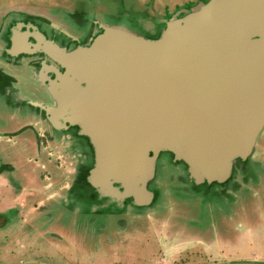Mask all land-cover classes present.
Listing matches in <instances>:
<instances>
[{
    "label": "water",
    "instance_id": "95a60500",
    "mask_svg": "<svg viewBox=\"0 0 264 264\" xmlns=\"http://www.w3.org/2000/svg\"><path fill=\"white\" fill-rule=\"evenodd\" d=\"M32 36L15 32L8 53L39 49L64 68L47 79L50 119L89 137L92 186L119 201H151L163 150L193 183L225 181L264 128V0H207L156 38L102 26L88 45L66 50Z\"/></svg>",
    "mask_w": 264,
    "mask_h": 264
},
{
    "label": "rangeland",
    "instance_id": "374dc122",
    "mask_svg": "<svg viewBox=\"0 0 264 264\" xmlns=\"http://www.w3.org/2000/svg\"><path fill=\"white\" fill-rule=\"evenodd\" d=\"M25 1L73 32L78 31L79 21L74 18L78 9L85 23L91 17L110 24H127L131 18L147 23L151 18H170L196 3L71 0L72 8H68L73 9L72 13L58 7L65 0H0V4L10 8ZM47 1L52 7L58 6L45 9ZM15 72L22 96L47 100L41 85L26 70L15 68ZM0 110L7 118V101H0ZM29 119L28 113L22 114L18 123ZM32 133L24 130L19 142L1 153L18 164L20 170L14 178L22 187L13 189L0 177V210L21 200L23 206L17 214L13 210L1 216L0 262L37 257L53 264H264V128L251 154L236 160L233 175L208 186L194 188L187 184L189 177L180 178L181 169L169 161L170 154H163L155 163L150 189L147 187L153 198L157 192V200L140 205L131 196L119 201L92 186L94 149L90 140L73 146L56 139L50 144L40 139L35 149L34 142L26 139ZM45 150L50 159L45 158ZM33 153L44 160V170L24 160ZM65 182L68 186L62 185ZM42 183L50 187L44 189ZM39 200L44 208L34 209L35 204L41 205ZM8 221L12 223L7 232L4 226Z\"/></svg>",
    "mask_w": 264,
    "mask_h": 264
},
{
    "label": "flooded vegetation",
    "instance_id": "af4514ba",
    "mask_svg": "<svg viewBox=\"0 0 264 264\" xmlns=\"http://www.w3.org/2000/svg\"><path fill=\"white\" fill-rule=\"evenodd\" d=\"M196 3L195 5L187 8V10L176 13L174 16H171L170 18H163V17H157V18H151L150 21L147 23H141L138 21H135L134 19H128L127 24H122V23H104L102 21H99L98 18L96 17H91L89 20V23L82 22L84 20V17L81 15V11L75 10V16L74 17L76 20L78 19V31L73 32L72 30L68 29L65 24L61 21H57L55 17H51L50 15H47L46 13L40 14L38 12H35V14H27V17H25L24 21H30L33 26H35V30L31 29L32 35L34 34H42L45 36L47 39L52 40L56 44H58L61 47H64L66 50H71L75 48L76 46L79 45H88L92 39L99 34L102 31V26H112V27H119L122 28L126 31L132 32L134 34L148 37V38H156L159 36L160 32L163 30V28L166 25V22L175 19V18H182L184 17L187 13L197 9L200 5L205 3L207 0H194ZM73 4V3H72ZM49 8V7H48ZM45 7V9H48ZM61 9H65L67 11L70 10V13H72L73 9L70 8H64V7H59ZM72 8V5H71ZM48 13V12H47ZM69 14V13H68ZM72 15V14H70ZM29 36L28 40L31 42H35V39H33V36ZM12 37L13 35L10 33L7 38H5V42L8 45L12 44ZM2 57L0 58V62L3 64V66L0 65V91L2 92H11L13 93L15 89V84L17 82L16 78V73L15 75H12L7 72L9 68H16V69H21V68H26V69H34L36 72L35 75V81L38 82V84L41 85L42 89L44 90L45 93V98L47 100H40L42 103V107H38L39 109H36V111L33 112V117L35 119L33 125H28L26 128H31L35 132L37 127L39 128L40 132L37 131L38 137H40L43 141H54L56 139L57 142L59 143H66L68 142L70 145H75L78 144L79 142H88L89 137L86 136L85 134L80 133V127L77 124H71L65 120H62L61 118L58 119H50L51 114L50 110L52 109V105L54 106V101L51 99V96L49 92L46 89V83L47 79H52L54 78V69L63 71L64 68L53 61L48 55L40 51L39 49H36L35 51L30 52L29 54H22L18 53L15 55L14 58L11 59V61H4L1 60ZM5 63H3V62ZM5 66V67H4ZM48 111V113H47ZM22 128V127H21ZM21 130L18 131H5L1 132V136L5 137H14L17 136V134L20 133ZM163 154H170L171 159L169 158V161H172L175 163L179 169H181V175L179 176L180 178H188V173L186 170V164L181 161V160H175L173 157V154L170 151H159L158 154L156 155L155 158V163L159 161V159L162 157ZM78 155H76L77 158ZM92 156V160H93ZM235 163L236 160L234 161L232 165V171L231 175H233L234 170H235ZM156 170V169H155ZM155 175V173H154ZM153 175V176H154ZM184 178V179H185ZM153 179V178H152ZM189 179V178H188ZM186 180L187 184H190V179ZM151 181V180H150ZM149 181V182H150ZM149 182L147 184V187L149 188ZM200 184H195L193 183L194 188L200 186ZM210 184V183H208ZM150 189V188H149ZM153 193V192H152ZM153 202V197L152 200L149 204H152ZM36 207L42 209L44 208V205H37L35 204ZM97 213V212H96ZM1 217V216H0ZM0 219H3L1 217ZM11 252L14 250L11 248H8ZM9 252V251H8ZM10 252V253H11ZM0 256V260H1ZM25 261H39L47 264H53L50 262H47L45 260H18L15 263H9V262H0V264H19Z\"/></svg>",
    "mask_w": 264,
    "mask_h": 264
},
{
    "label": "crops",
    "instance_id": "0c3cea01",
    "mask_svg": "<svg viewBox=\"0 0 264 264\" xmlns=\"http://www.w3.org/2000/svg\"><path fill=\"white\" fill-rule=\"evenodd\" d=\"M27 2H29V1H25L23 3H19L18 2V4H15V5L11 6L10 8L3 7L0 4V58L2 57L1 60L11 61V59L14 58L15 55L18 54L17 53L15 55H12V54L8 53V49L10 48L11 45H8L5 42L6 41L5 38H7V36L10 33L12 35L15 34V32L18 33V34L19 33H24V34L26 33L28 37L31 36V34H32L31 33V29L32 30H34V29H33V24H31L30 21H28V22L24 21L25 17H27V14L28 15L35 14V12H38L40 14L41 13L42 14L45 13V12H42V11H36V7L31 6L30 4L27 5ZM55 3H56V1H55ZM61 5H63L64 8L71 7V0H65V3L61 4ZM61 5H59V6L56 5V6L52 7L51 5H49V2H48V4L47 3L45 4V7H47V8L49 7V8L54 9L57 6L58 7H62ZM38 10H39V8H38ZM19 53H22V52H19ZM22 54H24V53H22ZM27 54H29V53H27ZM3 63H5V62H3ZM0 65L3 66V64L1 62H0ZM21 69L26 70L29 73V76L32 78V80L35 81L34 77L36 75V72L34 71V69H26V68H21ZM7 72L12 74V75H15V73H16L15 72V68L14 69L13 68H9L7 70ZM16 78H17V82L14 85L16 90L13 93L0 91V101H7L8 109H9V115L7 116V118L6 117L3 118V114L1 113V110H0V134L1 135H2L1 132H5V131H10L11 132V131L21 130L20 133H23L24 130L33 131V129H31V128L30 129L26 128L27 126H25V125L26 124H28V125H33L34 124L35 119L33 117V112L36 111V109H39L38 107H42V103L40 102L39 99H31V98L22 96L20 94L19 86H18L19 78L17 76H16ZM27 113L31 117V119L25 121L24 123H22V122L18 123L20 115L22 116V114L25 115ZM47 113H48V111H47ZM39 132H40V130H39ZM19 134H17V136H14V137L13 136L12 137H9V136L5 137V136H1L0 135V169H1L0 170V177L5 178L4 180H8L9 183H10V186H12L13 189H15V186H17L20 189L22 187L20 181L17 178H14L17 175L16 171L17 170L19 171L20 169H18V167H19L18 164L15 161H12L14 158H12V157L4 158L1 153L3 151H5V149H6L5 147H8V146L12 147V145H15V144H17L19 142L18 138H20L22 136V135H19ZM38 136L39 135L35 134V132L30 134V135H28V136H26V139L28 138L30 141L34 142V144H32V145H34L35 149L40 146V144L38 142H36V140L41 142L40 141L41 138L38 137ZM21 142H20V144H21ZM24 142L28 143L26 141H24ZM51 142L52 141H50L49 144ZM35 145H36V147H35ZM43 153H46V155H47V157H45L46 159L50 157V154H48L46 152V150ZM24 160L27 161V162H33L34 165H36L35 167L38 168V170H44V168H45L44 160L41 161L40 158L39 159L36 158L34 156V153H33V155L30 154L29 156H27ZM35 167H33L32 169H34ZM7 184H8V182H7ZM42 184L45 187L44 189H47L48 187H50L49 183L48 184L42 183ZM62 185L68 186V183L65 182V184H62ZM62 200L63 199H61V201ZM12 201L15 202L16 201V197L13 198ZM21 201H19L18 204L11 203L10 205L4 207L3 210H0V216L4 217L5 215H10V213L13 210H14V213L17 214L18 211H19V208H21L23 206ZM38 203L45 205L42 200H39ZM47 206H48V204L46 205V207ZM35 207L36 206H34V209H35ZM44 212L47 213V211H44ZM10 223H12V222L8 221V222L5 223L4 227H6V231L7 232H8L7 227H8V224H10ZM0 224H1V226H0V229H1L2 225H4V222H3L2 219H0ZM2 238L3 239L6 238L4 236V234L2 235ZM24 242H26V241L24 240ZM35 259H38V258L37 257L36 258L32 257V258H30L28 260H35ZM21 260H27V258L26 259L22 258V259H20V261Z\"/></svg>",
    "mask_w": 264,
    "mask_h": 264
},
{
    "label": "trees",
    "instance_id": "16d2710c",
    "mask_svg": "<svg viewBox=\"0 0 264 264\" xmlns=\"http://www.w3.org/2000/svg\"><path fill=\"white\" fill-rule=\"evenodd\" d=\"M1 170V169H0ZM190 184L193 186V182H192V180H190ZM202 186H208L209 184L208 183H206V182H204V183H202L201 184ZM208 188V187H207ZM157 192H155V195H154V198H153V202H152V204L157 200Z\"/></svg>",
    "mask_w": 264,
    "mask_h": 264
}]
</instances>
